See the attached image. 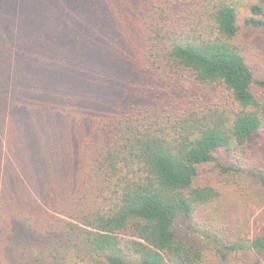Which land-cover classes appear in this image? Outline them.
Listing matches in <instances>:
<instances>
[{"label": "trees", "instance_id": "trees-1", "mask_svg": "<svg viewBox=\"0 0 264 264\" xmlns=\"http://www.w3.org/2000/svg\"><path fill=\"white\" fill-rule=\"evenodd\" d=\"M11 2L12 19L0 16V264H201V252L174 231L178 217L213 215L220 205V190L197 179L199 167L242 172L215 151L241 159L264 131V98L250 90L264 88V79L254 77L236 41L240 0ZM263 4L249 5L245 23L264 26ZM50 15L68 32L50 39L68 51L67 61L92 49L94 61L78 72L88 95L104 97L85 111L96 114L77 115V98L57 95L56 74L38 88L15 78L23 61L36 60L20 29L36 23L48 31ZM97 61L109 64L110 80ZM45 110L59 121L60 153L47 170L28 155H44L49 145L32 143L33 132L20 127L36 116L45 126ZM249 172L264 188V172ZM216 242L221 255L264 251V233Z\"/></svg>", "mask_w": 264, "mask_h": 264}, {"label": "rangeland", "instance_id": "rangeland-1", "mask_svg": "<svg viewBox=\"0 0 264 264\" xmlns=\"http://www.w3.org/2000/svg\"><path fill=\"white\" fill-rule=\"evenodd\" d=\"M256 0H240L237 8V25L238 32L236 41L241 44L244 49L246 61L253 71V75L257 79H264V26L254 27L245 23V17L251 15L249 5ZM264 6V4H263ZM16 9L13 7L11 0H0V16L5 19H12ZM41 17V15H37ZM264 20V12L261 15ZM51 26L48 31H43L36 23L24 24L21 28L22 35L20 40H28L33 44V49L36 51V60L23 61L18 67L17 78L19 81L30 80L31 84L27 85L34 88L41 86L52 74L59 77L60 86L57 90V95H66L76 97L77 101L73 102V110H76L77 115H92L95 112L88 114L103 98L92 97L88 90V82L78 70L82 63H92V49L86 44V51L82 61H67L63 46L53 45L51 38L62 39L68 36V32L64 29H55L58 19L50 15L47 17ZM71 23L82 26L83 19L69 20ZM13 41L18 36V29L13 30ZM2 34V33H1ZM14 46V45H13ZM15 48V46H14ZM16 49V48H15ZM61 53V54H60ZM43 55H49L47 59ZM106 61H97L99 74L109 78L110 67L105 64ZM25 76V78H24ZM97 76V73H95ZM101 77V76H100ZM33 83V84H32ZM86 89L88 92H86ZM250 90L264 98V88L251 84ZM23 89L13 88L11 93L19 98H22ZM21 102V101H20ZM109 103L107 100L106 104ZM15 111V110H14ZM85 111L88 113L85 114ZM43 111H41L42 113ZM17 114L14 115L17 121ZM41 120L45 126L41 128L40 117L36 116L34 121L23 123L20 127L24 135L33 132L32 143L40 139L42 146H46L48 152L46 154L30 153L28 157H40L44 161V169H50L56 158V151L60 153L56 144L58 143V127L59 121L55 120L51 111L45 110L41 115ZM48 127L47 131H43ZM1 153L6 152L4 136L0 134ZM218 161L224 166H239L242 172L221 171L220 167L214 163H206L199 167L198 180L201 182L215 185L220 190V201L217 210L211 215L210 213L198 214L193 220H189L184 216L178 217L174 222V231L178 238L182 239L195 249H198L203 260L201 264H251L255 260L259 264H264V251L253 252L248 251L247 256L242 252L223 250V255L220 253L221 247L216 242L220 240H234L237 237L251 238L258 233H264V188L260 185L257 175L251 174L249 170L255 169L264 172V131L253 136L250 140V146L247 154L242 158L237 159L236 155L218 149L215 151ZM34 164L33 166H37Z\"/></svg>", "mask_w": 264, "mask_h": 264}]
</instances>
